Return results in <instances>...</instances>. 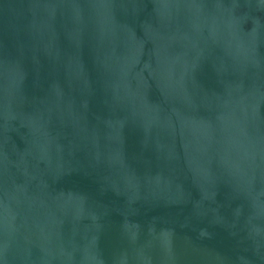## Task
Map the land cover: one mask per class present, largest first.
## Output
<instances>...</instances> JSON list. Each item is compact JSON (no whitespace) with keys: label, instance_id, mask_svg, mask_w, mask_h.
<instances>
[{"label":"water","instance_id":"water-1","mask_svg":"<svg viewBox=\"0 0 264 264\" xmlns=\"http://www.w3.org/2000/svg\"><path fill=\"white\" fill-rule=\"evenodd\" d=\"M0 264H264V0H0Z\"/></svg>","mask_w":264,"mask_h":264}]
</instances>
